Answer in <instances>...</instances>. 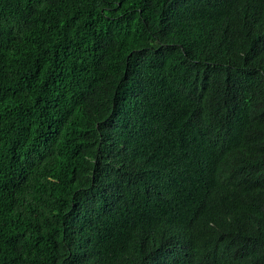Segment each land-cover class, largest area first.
Wrapping results in <instances>:
<instances>
[{"label":"trees","instance_id":"16d2710c","mask_svg":"<svg viewBox=\"0 0 264 264\" xmlns=\"http://www.w3.org/2000/svg\"><path fill=\"white\" fill-rule=\"evenodd\" d=\"M0 264H264V0H0Z\"/></svg>","mask_w":264,"mask_h":264}]
</instances>
